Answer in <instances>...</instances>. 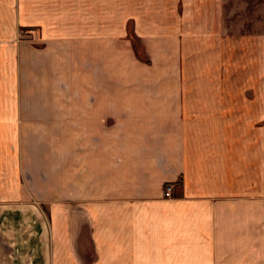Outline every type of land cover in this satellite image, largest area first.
<instances>
[{"label": "crops", "instance_id": "0c3cea01", "mask_svg": "<svg viewBox=\"0 0 264 264\" xmlns=\"http://www.w3.org/2000/svg\"><path fill=\"white\" fill-rule=\"evenodd\" d=\"M224 1L0 0V264H264Z\"/></svg>", "mask_w": 264, "mask_h": 264}, {"label": "rangeland", "instance_id": "374dc122", "mask_svg": "<svg viewBox=\"0 0 264 264\" xmlns=\"http://www.w3.org/2000/svg\"><path fill=\"white\" fill-rule=\"evenodd\" d=\"M223 5L222 59L231 69L226 81L235 83L239 112L245 99L264 94V0H225ZM164 194L171 196L172 187Z\"/></svg>", "mask_w": 264, "mask_h": 264}, {"label": "built area", "instance_id": "2783aa9c", "mask_svg": "<svg viewBox=\"0 0 264 264\" xmlns=\"http://www.w3.org/2000/svg\"><path fill=\"white\" fill-rule=\"evenodd\" d=\"M167 195H170V191L167 192Z\"/></svg>", "mask_w": 264, "mask_h": 264}]
</instances>
